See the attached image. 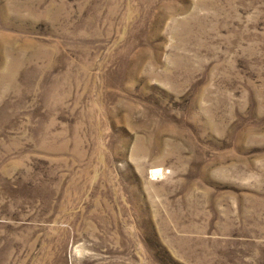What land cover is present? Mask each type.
Instances as JSON below:
<instances>
[{
  "label": "rangeland",
  "instance_id": "rangeland-1",
  "mask_svg": "<svg viewBox=\"0 0 264 264\" xmlns=\"http://www.w3.org/2000/svg\"><path fill=\"white\" fill-rule=\"evenodd\" d=\"M0 264H264V0H0Z\"/></svg>",
  "mask_w": 264,
  "mask_h": 264
},
{
  "label": "bare ground",
  "instance_id": "bare-ground-1",
  "mask_svg": "<svg viewBox=\"0 0 264 264\" xmlns=\"http://www.w3.org/2000/svg\"><path fill=\"white\" fill-rule=\"evenodd\" d=\"M57 148H59V147H57Z\"/></svg>",
  "mask_w": 264,
  "mask_h": 264
}]
</instances>
